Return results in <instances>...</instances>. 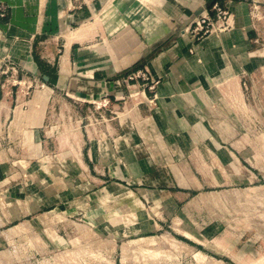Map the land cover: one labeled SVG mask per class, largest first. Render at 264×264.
I'll list each match as a JSON object with an SVG mask.
<instances>
[{"label": "rangeland", "instance_id": "374dc122", "mask_svg": "<svg viewBox=\"0 0 264 264\" xmlns=\"http://www.w3.org/2000/svg\"><path fill=\"white\" fill-rule=\"evenodd\" d=\"M168 1L59 73L0 0V264H264V0Z\"/></svg>", "mask_w": 264, "mask_h": 264}, {"label": "crops", "instance_id": "0c3cea01", "mask_svg": "<svg viewBox=\"0 0 264 264\" xmlns=\"http://www.w3.org/2000/svg\"><path fill=\"white\" fill-rule=\"evenodd\" d=\"M8 5L11 6V14L14 18L21 19L24 23H26V20H29L27 22H31V29H29V33L24 32V34L29 35L32 39L31 42L27 45L28 49L32 48L33 42H34V34L35 32H44L48 31L50 29L58 31L61 35L56 38L54 44L59 47L64 48L63 55L60 57H51V59L47 60V64H54L61 63L60 71L62 69V63H66L71 58V49L73 44L76 42L80 43L79 41H71L68 45L66 42V32L68 29H73L75 27H79V24L81 22H87L88 20L92 19L93 16L96 14H102L104 12V15L107 16H116L118 13H121L125 10L127 7V4L132 1L133 6L132 9L134 10L137 5L141 6L144 3V7L146 6V2L150 1L152 3L149 8H152L156 10V7L160 4L161 7L169 9V7H173L172 4L169 3L168 0H7ZM131 8V7H127ZM53 13V15H52ZM50 14V15H49ZM49 16V17H48ZM59 17V18H58ZM184 21H189V17L186 15H182ZM12 20V19H11ZM38 20H41L42 24L38 26ZM49 20V21H48ZM52 21V22H50ZM47 24H51L48 26ZM29 25V24H28ZM22 28L23 23H22ZM21 28V29H22ZM26 30V29H25ZM74 33V32H73ZM65 36V37H63ZM76 36L80 37L81 35L78 34V31H76ZM125 38L126 35H123ZM133 39L136 40L135 37ZM44 41L47 42L45 39ZM48 41H51V39ZM134 44V43H133ZM157 42H150L149 48H153ZM81 45V44H80ZM68 47L69 50H66ZM93 49H97L96 46H92ZM110 48V47H109ZM113 48L111 47L110 51ZM76 50V49H75ZM88 48H81L77 50V55L80 57H86L87 56ZM169 51H171L169 49ZM31 54V53H30ZM66 54V56H65ZM76 54V53H75ZM65 56V57H64ZM76 58V55H75ZM67 60V61H66ZM187 65H190L191 62L188 61ZM193 68V67H192ZM191 69V67H190ZM188 72V69H187ZM191 72V70H189ZM55 72L51 73L50 78H54ZM58 79H60V75H57ZM99 85L95 84L93 85V92L99 88ZM91 86V85H90ZM90 86L88 84L83 86V89L85 91H89ZM93 92H90L86 95L92 96Z\"/></svg>", "mask_w": 264, "mask_h": 264}, {"label": "built area", "instance_id": "2783aa9c", "mask_svg": "<svg viewBox=\"0 0 264 264\" xmlns=\"http://www.w3.org/2000/svg\"><path fill=\"white\" fill-rule=\"evenodd\" d=\"M0 7L2 8V5H0Z\"/></svg>", "mask_w": 264, "mask_h": 264}]
</instances>
